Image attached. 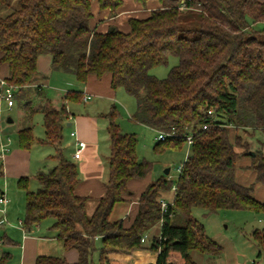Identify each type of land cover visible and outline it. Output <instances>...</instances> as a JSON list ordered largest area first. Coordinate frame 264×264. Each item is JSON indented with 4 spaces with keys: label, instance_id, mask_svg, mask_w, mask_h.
<instances>
[{
    "label": "trees",
    "instance_id": "obj_1",
    "mask_svg": "<svg viewBox=\"0 0 264 264\" xmlns=\"http://www.w3.org/2000/svg\"><path fill=\"white\" fill-rule=\"evenodd\" d=\"M132 1L149 12L142 18L128 17L129 29L123 32L115 26L98 30L103 19L96 20V15L117 16L124 0H0V63L9 72L5 80L16 87L14 100L22 122L42 115L44 136L35 139L30 127H22L17 146L29 149L34 142L56 146L53 168L34 174L35 191L27 190L28 178L17 181L25 190L22 228L28 233L52 218L54 238L64 250L78 254L75 263L40 255L34 264H127L108 254L136 250L155 253V264H196L191 251L214 257L221 247L192 217V208H201L206 215L219 210L264 213V203L251 195L252 187L234 179L236 159L252 152L250 168L257 180L264 179V142L255 140L264 134V28L255 27L264 25V2ZM40 55H49L52 70L71 73L82 85L90 76L98 80L110 76L112 90L122 88L135 98V122L170 134L158 140L154 150H181L185 137L192 135L165 212L159 200L168 195L172 183L161 176L138 196L129 226L124 220L110 221L114 206L128 199V183L144 178L150 167L137 159L136 137L120 130L111 105L105 115L109 141L105 193L87 216L88 197L75 193L77 168L59 147L70 115L66 102L80 101L81 92L69 91L59 103L48 98L36 66ZM170 56L177 64L165 78L149 73L167 65ZM239 131H250L258 148L251 150ZM157 223L158 234L142 243L141 237ZM251 236L259 249L257 258L264 259V229ZM96 250L98 260L93 262ZM9 258L4 253L0 264Z\"/></svg>",
    "mask_w": 264,
    "mask_h": 264
},
{
    "label": "rangeland",
    "instance_id": "obj_2",
    "mask_svg": "<svg viewBox=\"0 0 264 264\" xmlns=\"http://www.w3.org/2000/svg\"><path fill=\"white\" fill-rule=\"evenodd\" d=\"M264 2V0H261ZM7 9H2V13H7ZM257 29H263V24H257L255 26ZM177 64V58L170 56L168 58L167 65L157 66L149 71L151 75L158 79H163L167 76L169 70ZM106 76L104 75L96 84L101 86L103 89H108L115 92L114 100L107 101L105 99H99L97 97L91 96L88 103H83L82 101L77 102H66V107L71 109L75 115H85L87 111L97 116L99 121V142L101 146H108V135L106 133L107 119L104 113L109 108L108 106L114 105L117 112L115 122L119 125L120 130L123 133L134 134L136 137V157L139 161L147 162L150 167L147 175L151 176L150 181H155L161 176H165L172 183V189L166 197L163 199L170 203L173 198L174 189L176 187V182L178 178L177 168L185 160V155L187 152V145L184 144L181 150L174 151L172 149L154 150V144L157 142V131L144 126L132 119L135 112L137 103L135 98L128 95L122 88H117L112 90L104 82L106 81ZM95 81V79H94ZM101 81V82H99ZM44 86L46 96L57 103L61 100L64 95L69 91H80L83 93L82 84L76 81L74 75L71 73H64L61 71H54L52 77L48 76L47 79H43L42 83ZM106 85V87L104 86ZM101 87V88H102ZM83 95V94H82ZM7 116L5 118L12 119L13 123L10 124L8 130V135L10 141L8 142V150H12L17 147V134L16 131L22 127H31L32 133L35 137H43V126H42V115L40 113L35 114L31 121L22 122L21 120V109L15 103L7 110ZM5 113V114H6ZM23 115V114H22ZM19 116V118H18ZM70 130L65 124L63 125V134L66 136ZM243 141L248 142L249 148L251 150H256L258 148L257 142L255 140H261L264 142V134H261L254 139H250L251 132L242 133L237 132ZM259 137V138H258ZM46 150V147H41ZM63 149V156L69 159V152ZM264 152V151H263ZM8 153V152H7ZM5 153V154H7ZM44 159L42 162L41 170H49L53 168L54 162L49 159L46 155L48 152H44ZM251 156H240L235 161L234 168V179L235 181L243 186L252 187L251 195L257 197V199L264 202V194H262V189L264 188V179L262 181L257 180V173L250 168ZM2 159L0 158V164ZM168 169V173L165 174V170ZM2 186V178L0 177V187ZM38 188V183L34 178H29L27 184L28 191H35ZM21 197L25 194V190L20 188ZM22 197V198H23ZM20 196L16 197L14 201L15 204L13 209H11V216L8 222L16 225L18 219H23L24 212L22 211L24 205V198L18 204ZM2 206V205H1ZM90 209L88 205L87 211ZM191 215L195 218L198 223H200L205 231V234L214 242H216L221 247V253L217 256L211 257L202 254L198 251L191 252V258L196 264H238L239 257L243 259L242 264H264V259L257 258L258 247L252 238V232L256 229H264V213H254L248 210H219L214 214H204L201 208H192ZM2 214L0 213V219H2ZM53 222L52 218H47L43 220L38 227V232L34 234L35 237L44 239L42 247L38 250L39 255L48 256H59L60 255V242L57 243L53 240L54 231L50 228ZM157 227V224L154 225ZM35 230V229H34ZM156 229L153 228V232ZM9 238L13 241V244H7V239ZM46 239V240H45ZM49 239V240H48ZM4 242V243H2ZM22 244L21 231L16 230L6 223L0 226V257L4 253H9L10 258L5 262V264H20V247ZM97 246L99 244L97 243ZM59 248V249H58ZM98 250L93 253L92 260L97 262Z\"/></svg>",
    "mask_w": 264,
    "mask_h": 264
},
{
    "label": "crops",
    "instance_id": "obj_3",
    "mask_svg": "<svg viewBox=\"0 0 264 264\" xmlns=\"http://www.w3.org/2000/svg\"><path fill=\"white\" fill-rule=\"evenodd\" d=\"M148 10H143L139 5L134 3L132 0H124L123 6L119 14L113 18H108L107 14L104 13L98 17L96 15V20L99 18L103 19V22L97 25V29L100 31H105L108 26H115L119 30L126 32L129 27L127 24L128 17H146L148 15ZM51 58L49 55H40L37 58V70L43 79H47L48 76L52 77L54 70L51 69ZM65 73V72H64ZM9 75L8 67L6 64L0 63V79H6ZM95 79V81H94ZM98 80L90 76L87 82L82 86L83 93H86L90 96L97 97L99 99H105L107 101L114 100L115 92H112L108 89H103V87L98 88L96 84ZM101 82V81H99ZM110 88V76H106V81L104 82ZM106 85H104L106 87ZM44 88V86L41 84ZM81 100L82 101V94ZM91 99V98H90ZM83 102V101H82ZM83 102V103H88ZM104 113L110 110L111 106ZM69 112V117L65 121V125L70 128L66 136H63L60 150L63 155V149H66L69 152V159L72 163L75 164L79 181L75 188V193L79 196L88 197L86 203V214L91 216L94 209L97 206L98 200L105 193V183L107 181V160L109 155V144L108 146H101L99 142V121L97 116L93 115L89 111L85 115H75L66 107ZM7 110L5 103L0 102V144H6L8 148V142L11 140L8 135V130L10 124L13 123L12 119L5 118L7 116ZM6 113V114H5ZM19 118V116H18ZM22 119V114H21ZM10 120V122H9ZM30 127V126H29ZM31 128V127H30ZM19 130V129H18ZM16 131V134L18 132ZM32 130V128H31ZM75 131L79 140L85 143L84 148L81 150L80 157L78 159H73L72 154L76 149L75 139L70 136V132ZM107 133V132H106ZM33 134V133H32ZM34 136V135H33ZM44 136V134H43ZM35 139H41L40 137H35ZM158 141V140H157ZM46 147V150H41ZM56 146L52 144L41 145L37 142H34L29 149H21L18 146L14 147L12 150H8L7 154H4L1 162V173L0 177L2 178V186L0 187V196L4 195L9 202L3 206L0 203V213L2 214V219H0V226L4 223L10 225L16 230L21 231V240L22 244L19 245L20 249V264H34L35 258L40 256L37 252L42 247L44 239L35 237L34 234L38 232L39 225L33 227L30 232H24L22 225L19 224L21 219H18L16 225L9 223L8 220L11 216V209H13L15 200L17 196H20L18 204L24 198L20 188L17 185V181L20 178H34V174L41 170L42 162L44 159V152H48L46 155L56 164L51 156L55 153ZM150 175H146L142 179H135L128 183L129 196L127 201L117 203L110 214V221L124 220L125 225L129 226L135 217L137 211V199L140 193L145 189V187L152 181ZM262 194H264V188L262 189ZM254 199L264 203L263 201L257 199V197L252 196ZM2 205V206H1ZM88 205L90 209H88ZM24 212V205L22 208ZM12 222L11 220H9ZM153 228L156 229L153 232ZM160 223H157V227L154 226L146 232L144 244L149 243L150 238L153 235H157L159 232ZM35 229V230H34ZM53 240H56L53 235ZM7 239V244H13L9 238ZM46 240V239H45ZM49 240V239H48ZM57 241V240H56ZM4 243V242H2ZM57 243H59L57 241ZM60 255L58 257L64 258L69 263H75L78 259V254L75 250H64L62 244L60 243ZM59 249V248H58ZM192 252V251H191ZM190 252V257H191ZM109 257L115 260L123 261L127 264H155L156 254L151 253L147 250H136L129 253L124 252H110ZM98 260V259H97ZM242 261H238V264H242ZM257 264V263H256Z\"/></svg>",
    "mask_w": 264,
    "mask_h": 264
},
{
    "label": "built area",
    "instance_id": "obj_4",
    "mask_svg": "<svg viewBox=\"0 0 264 264\" xmlns=\"http://www.w3.org/2000/svg\"><path fill=\"white\" fill-rule=\"evenodd\" d=\"M16 87L10 83H8L5 79H0V102L5 103L7 108H11L14 105V93H15ZM91 96L83 93L82 95V101L83 102H87L88 100H90ZM206 126H203L202 129H205ZM173 136V134H171ZM70 136L73 137L75 139V146L76 149L72 154L73 159H78L80 157V153L81 150L84 148L85 143L81 140L78 139L76 132L75 131H71L70 132ZM168 136H170V134H166L164 132H159L158 136H157V140H164L165 138H167ZM186 140V145H187V152L185 155V159L187 158V156L189 155V151H190V146L192 144V135L189 134L185 137ZM8 152V148L6 144H0V158L3 157V155L5 153ZM181 169V166L177 168V172L179 173ZM9 202V200L4 196L1 195L0 196V203L5 206L7 203ZM172 200L170 201V203L166 202L164 199H160L159 200V206H160V210L161 212H165L167 210V205L171 204ZM20 225H22V222H19ZM140 241L143 243L145 241V235H143L140 239Z\"/></svg>",
    "mask_w": 264,
    "mask_h": 264
},
{
    "label": "water",
    "instance_id": "obj_5",
    "mask_svg": "<svg viewBox=\"0 0 264 264\" xmlns=\"http://www.w3.org/2000/svg\"><path fill=\"white\" fill-rule=\"evenodd\" d=\"M9 122H10V120H9ZM251 155L253 156L254 153L252 152ZM167 173H168V169L165 170V174H167ZM239 261H242V258L241 257H239Z\"/></svg>",
    "mask_w": 264,
    "mask_h": 264
}]
</instances>
